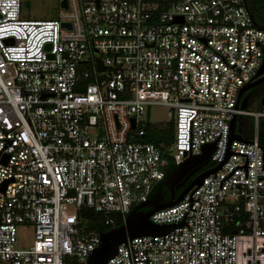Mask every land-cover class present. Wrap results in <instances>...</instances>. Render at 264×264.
<instances>
[{
	"label": "built area",
	"instance_id": "1",
	"mask_svg": "<svg viewBox=\"0 0 264 264\" xmlns=\"http://www.w3.org/2000/svg\"><path fill=\"white\" fill-rule=\"evenodd\" d=\"M263 62L246 0H66L49 19L0 0V264H87L99 231L209 142L202 169L221 165L150 214L173 227L105 264H264V100L237 104ZM150 104L173 108L159 143L141 137Z\"/></svg>",
	"mask_w": 264,
	"mask_h": 264
},
{
	"label": "water",
	"instance_id": "2",
	"mask_svg": "<svg viewBox=\"0 0 264 264\" xmlns=\"http://www.w3.org/2000/svg\"><path fill=\"white\" fill-rule=\"evenodd\" d=\"M59 6L65 7L66 0H59ZM62 23L68 25L66 22ZM98 65L101 66L99 59ZM260 73L263 74L244 83L239 89L237 104H239L241 108H246L248 106L249 99L252 97L251 92L242 95L243 92L264 79V62L260 65L256 75H259ZM263 100L264 94L262 95L260 101ZM235 121L236 115H234L230 121V139H241V136L234 132ZM132 124L133 118H131V125ZM2 138L5 139L2 144V146H4L11 142L12 137ZM214 146V142L203 144L202 151L200 153L187 156L165 174L161 184L165 185L169 189V198H166L163 195L161 187H159L147 200L141 201L131 208L125 215L123 223L106 230L99 231V242L89 252L87 256V264H105L106 259L114 253L116 244L124 240L126 236L131 237L137 234L163 233L173 227V224L154 223L150 219L151 212L157 208L177 202L193 184L196 183L199 185L205 175L215 171L221 165L222 162H219L212 167L202 169L208 164ZM188 180L189 182H186ZM180 186H182V189L178 194H176L175 190ZM145 206L148 208L143 209Z\"/></svg>",
	"mask_w": 264,
	"mask_h": 264
},
{
	"label": "rangeland",
	"instance_id": "3",
	"mask_svg": "<svg viewBox=\"0 0 264 264\" xmlns=\"http://www.w3.org/2000/svg\"><path fill=\"white\" fill-rule=\"evenodd\" d=\"M59 3L58 0H21V16L29 19H49L57 15ZM251 92L246 89L244 94ZM252 101L249 103V109H257L260 105V97L257 94L252 95ZM173 114V108L167 104H150L139 119L145 123H152L158 126H167ZM104 228V226L102 227ZM18 240L22 243L30 241V231L21 230L18 233Z\"/></svg>",
	"mask_w": 264,
	"mask_h": 264
},
{
	"label": "trees",
	"instance_id": "4",
	"mask_svg": "<svg viewBox=\"0 0 264 264\" xmlns=\"http://www.w3.org/2000/svg\"><path fill=\"white\" fill-rule=\"evenodd\" d=\"M246 4L248 6V9L250 13L253 16V19L259 27L264 28V0H246ZM173 132V123L172 121H169L167 126H158V125H151L146 128L145 133L141 136L144 140H150L155 143H159L162 140H166L169 137L172 136ZM260 138L264 139V118L260 119ZM173 164H169L167 168V172L173 168ZM166 172V173H167ZM163 180V179H162ZM161 181H159L153 188L151 194L157 190L159 187H162L165 189V185L161 184ZM190 180V179H189ZM189 180L187 182H189ZM182 188L176 189L175 192L178 194ZM150 194V195H151ZM170 192L167 191V198H169ZM148 208V207H147ZM93 218L95 219L94 222L90 223V226L94 229H102V224L98 221V215L96 213H93Z\"/></svg>",
	"mask_w": 264,
	"mask_h": 264
},
{
	"label": "flooded vegetation",
	"instance_id": "5",
	"mask_svg": "<svg viewBox=\"0 0 264 264\" xmlns=\"http://www.w3.org/2000/svg\"><path fill=\"white\" fill-rule=\"evenodd\" d=\"M263 74V73H262ZM260 74V75H262ZM259 75V76H260ZM258 77V76H257ZM249 89L252 90V95L254 96V94L259 95V97L261 98L262 95L264 94V79L256 84H254L253 86L249 87ZM245 92V91H244ZM244 95V93L242 94ZM187 182V181H186ZM182 188V186L177 187L176 189ZM167 191H169V189L165 186V189H163L161 187V192L163 193V195L167 198ZM170 192V191H169ZM143 209H147V206L143 207Z\"/></svg>",
	"mask_w": 264,
	"mask_h": 264
}]
</instances>
